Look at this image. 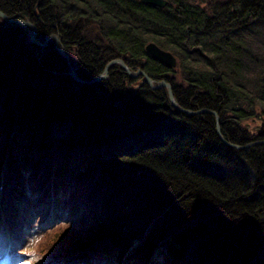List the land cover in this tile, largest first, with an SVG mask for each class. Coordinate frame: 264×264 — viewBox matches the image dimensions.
I'll return each instance as SVG.
<instances>
[{"label":"trees","instance_id":"trees-1","mask_svg":"<svg viewBox=\"0 0 264 264\" xmlns=\"http://www.w3.org/2000/svg\"><path fill=\"white\" fill-rule=\"evenodd\" d=\"M166 1L0 0V11L39 41L56 36L82 80L122 59L168 83L180 107L216 112L227 143L264 139V0ZM147 41L176 66L152 59ZM68 73L53 39L41 50L0 18V223L11 236L52 205L66 215L35 241L45 264H264V143H223L212 114L177 111L165 88L119 64L86 84Z\"/></svg>","mask_w":264,"mask_h":264},{"label":"water","instance_id":"water-1","mask_svg":"<svg viewBox=\"0 0 264 264\" xmlns=\"http://www.w3.org/2000/svg\"><path fill=\"white\" fill-rule=\"evenodd\" d=\"M140 2H142L143 4H148V5H151V6H156V7H164L167 5V1L166 0H140ZM0 17L3 19L4 22H7V23H13L15 25H19V26H24V27H27L28 28V34H29V42L31 44H36L38 47H40L41 49L44 48L48 42V39L49 38H52L54 39V44H55V48L57 49V51L64 57V59L67 61L68 65H69V75L77 82H80L82 84H86V83H90V82H95V81H98V80H102L105 78L106 76V73H107V68L110 64L114 63V62H118L121 67L127 72V74L131 77V78H134V77H137L138 75H141L144 77V83L147 84V86L150 88V89H153V90H156V89H160L162 87H165L167 89V95H168V99H169V102L171 104V106L176 109L177 111L179 112H182V113H185V114H188V115H196V114H200V113H210L214 116V120H215V128H216V133L218 134L219 136V139L225 143V144H228L230 146H233L234 148L236 149H240V148H245V147H248V146H251V145H256V144H262L264 143V139L262 140H259V141H254V142H251L249 144H246V145H243V146H239V145H234V144H231V143H227L221 136L220 134V129H219V126H218V120H219V117L217 115L216 112L214 111H211V110H208V109H198V110H195V111H191V110H187V109H184L182 107H180L174 100L173 98V94L171 92V87L168 83H166L165 81H159L157 83H154V81L148 77L145 72H143L142 70L138 69L136 70L134 73H132L127 67L126 65L121 61V60H113V61H110V63L105 67L104 71H103V74L93 78V79H90L88 81L86 80H82L80 79L77 74H76V69L73 68L71 65H70V62L68 60V56L63 52V50L58 46L57 44V38L56 36L52 35V36H48L44 39L43 42L41 41H38V39L36 38V35H37V30H36V27L26 21V20H20V19H15V18H11V17H8L6 14H4L2 11H0ZM144 50L145 52L154 60L162 63L163 65L167 66V67H175L176 66V59L175 57L172 55L171 52L169 51H166L162 48H160L157 44H155L154 42H148L145 46H144Z\"/></svg>","mask_w":264,"mask_h":264},{"label":"rangeland","instance_id":"rangeland-1","mask_svg":"<svg viewBox=\"0 0 264 264\" xmlns=\"http://www.w3.org/2000/svg\"><path fill=\"white\" fill-rule=\"evenodd\" d=\"M148 42H152V41H147L146 44ZM114 60H121L132 73L138 70V69L136 70L131 69L122 59H114ZM112 64H119V63L114 62ZM112 64H110L108 67H110ZM138 77H142L144 81V77L141 75H138L137 77H134V78H138ZM154 83H157V82H154ZM162 88H165V87H162ZM27 193H26V197L29 198V195ZM58 214L60 216L62 214V217L59 219L56 218L57 220L55 221L56 222L55 224L61 223L65 219V215H66L65 212L63 213L59 212ZM21 215H26V214L22 212ZM26 216H27V221H26L27 225H25V228L22 227L19 230V233H16L18 234L16 236H11L7 232V230L4 229L3 223H0V264H45L49 260L48 256H45V257L38 256L34 252V249H35L36 239L40 237V232L42 230L47 229L48 221H50L51 218L49 219L43 218L42 220H37V217H36L37 214H35V212L33 211H31V213H28ZM46 216H50V214H46ZM49 224L52 225L53 221ZM31 227L33 229L32 231L30 229ZM86 263L89 264L90 262L88 261L82 262V264H86Z\"/></svg>","mask_w":264,"mask_h":264}]
</instances>
